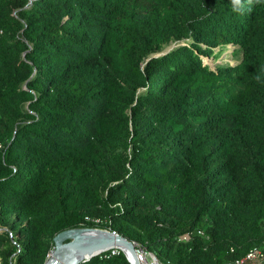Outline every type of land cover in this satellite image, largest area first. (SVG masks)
<instances>
[{
    "label": "trees",
    "instance_id": "1",
    "mask_svg": "<svg viewBox=\"0 0 264 264\" xmlns=\"http://www.w3.org/2000/svg\"><path fill=\"white\" fill-rule=\"evenodd\" d=\"M263 222L264 0H0L3 264L82 226L224 264L264 252Z\"/></svg>",
    "mask_w": 264,
    "mask_h": 264
},
{
    "label": "water",
    "instance_id": "2",
    "mask_svg": "<svg viewBox=\"0 0 264 264\" xmlns=\"http://www.w3.org/2000/svg\"><path fill=\"white\" fill-rule=\"evenodd\" d=\"M110 240L114 241L110 246L119 245L126 248L125 254L127 257L137 264L135 246L127 237L123 235L114 236L109 230L86 226L65 229L56 234L54 237L55 246L48 256L46 263L78 264L104 251L100 250L81 256L79 253L82 252V248L90 247L94 243H104Z\"/></svg>",
    "mask_w": 264,
    "mask_h": 264
},
{
    "label": "built area",
    "instance_id": "3",
    "mask_svg": "<svg viewBox=\"0 0 264 264\" xmlns=\"http://www.w3.org/2000/svg\"><path fill=\"white\" fill-rule=\"evenodd\" d=\"M96 222H98V220H95ZM109 231L114 235V236H119L121 234H119L116 230H111L109 229ZM200 234H203L202 230L198 231ZM192 237V232H188L186 234H183L179 237L180 241H186L188 239H190ZM130 240V239H129ZM133 245L135 246L136 249V263L137 264H170L169 262H162L157 255L149 250L147 247L139 244L136 241H132L130 240ZM125 249L122 246L119 245H114V246H110L108 249L104 250L103 252L106 251H111L112 254H118L120 252H124L125 253ZM127 256V255H126ZM264 257V252L262 247L256 246L254 248H252L244 257L242 258H238L235 259L233 261L224 263V264H252L255 260ZM129 259V258H128ZM131 264H135L133 263V261L131 259H129Z\"/></svg>",
    "mask_w": 264,
    "mask_h": 264
},
{
    "label": "rangeland",
    "instance_id": "4",
    "mask_svg": "<svg viewBox=\"0 0 264 264\" xmlns=\"http://www.w3.org/2000/svg\"><path fill=\"white\" fill-rule=\"evenodd\" d=\"M33 0H29V2H32ZM181 42L173 41L169 44H167L164 48V51H169L170 49L174 48L176 45ZM240 47L238 45H235L234 43L227 44L225 47H218L215 49V53L211 56H204V61L206 63H209L210 65L214 66L218 63H224V62H234L237 63L239 61V56H237V53L235 50L239 51ZM241 55V53H238ZM86 227H95V228H101L97 226H86ZM263 228H264V222H263ZM104 229V228H101ZM109 230V229H104ZM103 252V251H102ZM101 252V253H102ZM0 264H3L0 259ZM13 264H16V259L13 257ZM47 264V263H46ZM252 264H264V257H261L257 260H255Z\"/></svg>",
    "mask_w": 264,
    "mask_h": 264
},
{
    "label": "bare ground",
    "instance_id": "5",
    "mask_svg": "<svg viewBox=\"0 0 264 264\" xmlns=\"http://www.w3.org/2000/svg\"><path fill=\"white\" fill-rule=\"evenodd\" d=\"M112 243H114V241H112V240H110L108 242L106 241L104 243H100V242L94 243L90 247L82 248V250H81L82 252H80L79 255L85 256L86 254H91L92 252H96V251H100V250H106L109 248L110 245H112Z\"/></svg>",
    "mask_w": 264,
    "mask_h": 264
},
{
    "label": "clouds",
    "instance_id": "6",
    "mask_svg": "<svg viewBox=\"0 0 264 264\" xmlns=\"http://www.w3.org/2000/svg\"><path fill=\"white\" fill-rule=\"evenodd\" d=\"M249 4L253 3V0H248ZM255 2H261V0H255ZM241 4V0H233V5L234 6H239ZM234 10H239V7H234Z\"/></svg>",
    "mask_w": 264,
    "mask_h": 264
}]
</instances>
